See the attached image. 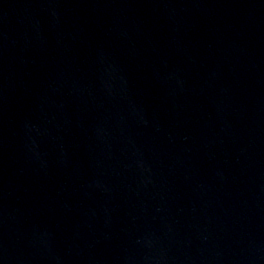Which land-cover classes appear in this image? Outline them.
Returning a JSON list of instances; mask_svg holds the SVG:
<instances>
[{"label": "water", "instance_id": "obj_1", "mask_svg": "<svg viewBox=\"0 0 264 264\" xmlns=\"http://www.w3.org/2000/svg\"><path fill=\"white\" fill-rule=\"evenodd\" d=\"M0 264H264V0H0Z\"/></svg>", "mask_w": 264, "mask_h": 264}]
</instances>
